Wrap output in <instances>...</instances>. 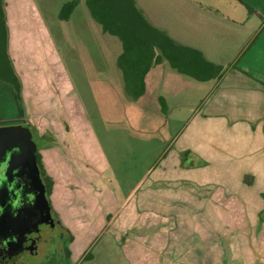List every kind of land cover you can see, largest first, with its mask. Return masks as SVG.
Segmentation results:
<instances>
[{
  "label": "crops",
  "instance_id": "1",
  "mask_svg": "<svg viewBox=\"0 0 264 264\" xmlns=\"http://www.w3.org/2000/svg\"><path fill=\"white\" fill-rule=\"evenodd\" d=\"M70 1H76L74 9L67 20H59L61 6ZM133 2L162 36L151 37L154 62L138 98L124 88L117 64L121 42L102 30L86 0H3L6 54L20 83L23 113L27 110L34 117L54 120L45 131L47 139L32 127L39 141L50 146L51 134L60 139L45 160L53 179L50 201L54 211L60 213L52 165L67 166L71 161L84 173L91 162L86 154L92 132L87 98L77 86L93 81L96 103L103 110L108 102L113 104L131 126L139 122L136 112L141 104L146 111L152 110L147 125L151 134L163 126L181 124L180 131L164 141L157 161L160 173L190 166L206 173L209 183L223 184L229 193L236 189L264 192V0ZM192 52L217 66V74L206 73L202 64L198 67L208 78L204 81L179 71L175 66L193 62ZM2 97H11L18 107L12 86L0 80V102ZM247 176L251 184L245 183ZM257 217L262 225L264 206ZM63 224L74 235L72 221ZM262 236L264 250V226ZM74 247L71 241V263L78 256ZM260 263L264 264V254Z\"/></svg>",
  "mask_w": 264,
  "mask_h": 264
},
{
  "label": "rangeland",
  "instance_id": "2",
  "mask_svg": "<svg viewBox=\"0 0 264 264\" xmlns=\"http://www.w3.org/2000/svg\"><path fill=\"white\" fill-rule=\"evenodd\" d=\"M2 45L0 40V68L6 59ZM87 85L77 89L86 95L92 126L86 153L89 167L82 173L80 166L68 161L67 166L56 163L51 168L57 176L56 215L62 224H74L70 237L78 256L72 263L64 262L56 247L44 264H259L264 223L258 224L257 215L264 206V192L229 193L190 166L160 173L157 161L164 141L176 135L181 124L152 129L151 134L147 125L152 110L141 104L136 112L139 122L131 126L113 104L108 102L103 110L96 103L94 81ZM2 99L1 127L28 126L42 133L51 129L54 120L34 117L27 110L21 115L11 97ZM50 137L52 146L32 140L46 174L49 149L60 142L59 137ZM251 181L247 176L245 183ZM88 255L91 259H86Z\"/></svg>",
  "mask_w": 264,
  "mask_h": 264
},
{
  "label": "flooded vegetation",
  "instance_id": "3",
  "mask_svg": "<svg viewBox=\"0 0 264 264\" xmlns=\"http://www.w3.org/2000/svg\"><path fill=\"white\" fill-rule=\"evenodd\" d=\"M28 129L36 142L33 129ZM37 147L25 161L27 151L13 154L0 170V264H44L56 247L62 250L63 261L70 262V233L47 194Z\"/></svg>",
  "mask_w": 264,
  "mask_h": 264
},
{
  "label": "trees",
  "instance_id": "4",
  "mask_svg": "<svg viewBox=\"0 0 264 264\" xmlns=\"http://www.w3.org/2000/svg\"><path fill=\"white\" fill-rule=\"evenodd\" d=\"M86 4L91 16L101 26L102 30L105 33L117 37L121 42L122 53L117 60V64L122 74L124 88L131 97H140L145 90L144 77L154 62V54L151 49L154 45L150 43V40L152 36L162 37L161 33L146 22L142 12L135 7L133 0H124L123 4L118 3L116 0H86ZM75 5L76 1L63 4L58 13L59 20H67ZM245 6L248 11L252 10L249 6ZM0 40L3 42L1 49L3 57L6 56L5 61L2 63L3 67L0 68L2 74L0 80L12 86L19 112L22 115L20 83L12 70L6 54V28L3 0H0ZM191 57L193 62L190 64L181 68L180 66L175 67L182 73L198 81L208 79L199 70L198 65L200 64L204 66L203 70L206 73L210 70L211 76L217 74L219 68L207 63L197 52H192ZM37 159L47 185V194L50 195L52 180L44 172L38 155Z\"/></svg>",
  "mask_w": 264,
  "mask_h": 264
},
{
  "label": "water",
  "instance_id": "5",
  "mask_svg": "<svg viewBox=\"0 0 264 264\" xmlns=\"http://www.w3.org/2000/svg\"><path fill=\"white\" fill-rule=\"evenodd\" d=\"M32 133L27 126L9 125L0 126V170L9 165L13 154L18 151H27L28 155L35 150V144L31 140Z\"/></svg>",
  "mask_w": 264,
  "mask_h": 264
}]
</instances>
